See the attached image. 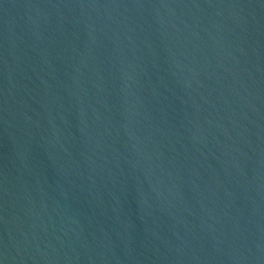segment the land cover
<instances>
[{
  "label": "water",
  "instance_id": "95a60500",
  "mask_svg": "<svg viewBox=\"0 0 264 264\" xmlns=\"http://www.w3.org/2000/svg\"><path fill=\"white\" fill-rule=\"evenodd\" d=\"M0 264H264V0H0Z\"/></svg>",
  "mask_w": 264,
  "mask_h": 264
}]
</instances>
